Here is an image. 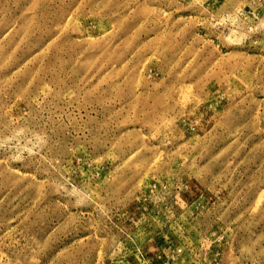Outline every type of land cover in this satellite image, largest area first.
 Masks as SVG:
<instances>
[{
	"label": "rangeland",
	"instance_id": "374dc122",
	"mask_svg": "<svg viewBox=\"0 0 264 264\" xmlns=\"http://www.w3.org/2000/svg\"><path fill=\"white\" fill-rule=\"evenodd\" d=\"M0 264H264V0H0Z\"/></svg>",
	"mask_w": 264,
	"mask_h": 264
}]
</instances>
